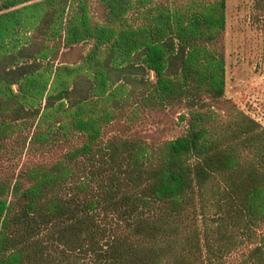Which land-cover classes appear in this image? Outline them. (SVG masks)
Listing matches in <instances>:
<instances>
[{
    "label": "trees",
    "instance_id": "trees-1",
    "mask_svg": "<svg viewBox=\"0 0 264 264\" xmlns=\"http://www.w3.org/2000/svg\"><path fill=\"white\" fill-rule=\"evenodd\" d=\"M226 30L227 0L0 1V165L31 157L0 171V264H264ZM177 109L179 135L139 128Z\"/></svg>",
    "mask_w": 264,
    "mask_h": 264
},
{
    "label": "rangeland",
    "instance_id": "rangeland-1",
    "mask_svg": "<svg viewBox=\"0 0 264 264\" xmlns=\"http://www.w3.org/2000/svg\"><path fill=\"white\" fill-rule=\"evenodd\" d=\"M258 1L227 0L226 97L264 125V0L260 8ZM183 112L177 109L166 115L152 114L139 128L162 139L175 137L186 126L179 118ZM30 161L25 150L21 158L6 159L0 165L1 174L17 171Z\"/></svg>",
    "mask_w": 264,
    "mask_h": 264
}]
</instances>
